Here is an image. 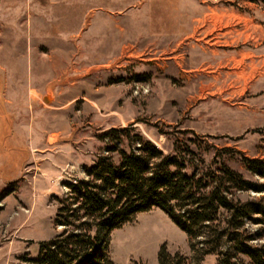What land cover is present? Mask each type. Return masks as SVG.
Returning a JSON list of instances; mask_svg holds the SVG:
<instances>
[{
	"label": "rangeland",
	"instance_id": "374dc122",
	"mask_svg": "<svg viewBox=\"0 0 264 264\" xmlns=\"http://www.w3.org/2000/svg\"><path fill=\"white\" fill-rule=\"evenodd\" d=\"M139 136L198 171L224 161L263 182L241 157L264 160V0H0V264L37 258L63 232L64 184ZM162 245L193 264L155 208L111 233L108 256L158 264Z\"/></svg>",
	"mask_w": 264,
	"mask_h": 264
},
{
	"label": "trees",
	"instance_id": "16d2710c",
	"mask_svg": "<svg viewBox=\"0 0 264 264\" xmlns=\"http://www.w3.org/2000/svg\"><path fill=\"white\" fill-rule=\"evenodd\" d=\"M132 131L110 134L128 138ZM135 142H129L128 151L108 149L117 153V160L101 156L84 169V179L64 184L67 193L58 200L54 218L63 232L40 243L37 258L24 256L21 264H113L108 256L111 233L155 208L186 234L193 264L208 255L216 256L217 264H244L243 258L249 264H264V245L254 244L264 238V198L239 196L264 193V160L241 157L245 171L262 179L259 183L245 179L224 161L214 160L198 171L180 154L164 155L140 136ZM247 225L258 228L251 233ZM157 262L188 264L165 245L159 248Z\"/></svg>",
	"mask_w": 264,
	"mask_h": 264
},
{
	"label": "built area",
	"instance_id": "2783aa9c",
	"mask_svg": "<svg viewBox=\"0 0 264 264\" xmlns=\"http://www.w3.org/2000/svg\"><path fill=\"white\" fill-rule=\"evenodd\" d=\"M203 2H206V3H215V2H218V0H203Z\"/></svg>",
	"mask_w": 264,
	"mask_h": 264
}]
</instances>
